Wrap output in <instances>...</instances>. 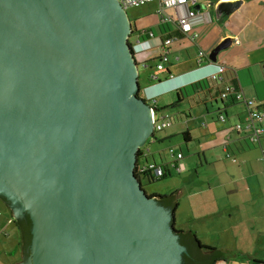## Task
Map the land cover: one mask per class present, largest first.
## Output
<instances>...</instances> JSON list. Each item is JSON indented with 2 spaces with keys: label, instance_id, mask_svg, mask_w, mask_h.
Masks as SVG:
<instances>
[{
  "label": "water",
  "instance_id": "1",
  "mask_svg": "<svg viewBox=\"0 0 264 264\" xmlns=\"http://www.w3.org/2000/svg\"><path fill=\"white\" fill-rule=\"evenodd\" d=\"M131 31L118 0H0V196L32 221L22 264H180L187 253L173 212L134 173L155 109L138 97Z\"/></svg>",
  "mask_w": 264,
  "mask_h": 264
},
{
  "label": "crops",
  "instance_id": "2",
  "mask_svg": "<svg viewBox=\"0 0 264 264\" xmlns=\"http://www.w3.org/2000/svg\"><path fill=\"white\" fill-rule=\"evenodd\" d=\"M223 2L239 4L232 12L219 14L218 7ZM160 5L158 1H152L139 7H131L136 11L130 18L134 33L131 34L133 40L131 41L130 36L129 41L135 50L138 66L142 65L144 69H150L147 83L140 85L144 89L142 95L152 97L155 93L173 92L179 86L210 76L219 66L225 68L221 74L222 79H218L209 92L198 95L199 97L194 99L196 102L190 103L191 111L185 116L186 119L197 120L192 109L197 105L203 106L207 113L215 111L217 120L212 124V121L206 117L208 114L203 115L199 135L190 132V125L185 122L187 137L190 140L198 136L201 138L200 154L198 153L197 156L199 165L217 169L207 177L209 182L206 189L212 190L210 203L214 202L218 208L223 206V209L204 214L202 218L209 221L212 231L225 234V244L218 247L220 244H207L199 240L226 253L244 255H247L246 251H250V244H253L256 250L248 256L264 261V159L261 152L264 135L260 139V144L250 142L248 136L251 129L234 128L237 123L245 126L248 116L245 102L240 100L233 105L228 103L224 106L217 95L227 85H234L246 98L253 99L255 104L264 110V0H198L197 4L192 6L195 15L189 19L192 26L190 35H194V39L181 34L176 24L177 18L185 16L191 6L184 4L177 7H163L164 14L172 18L165 21ZM144 31L148 34L140 37L139 33ZM167 31L172 33V41L168 46V60L163 63V69L159 70L157 63L160 62L159 58L163 52L162 36H167ZM199 51L204 53L200 64L197 63ZM151 67H155V70ZM236 106L238 108H234ZM220 114L224 116L223 120L219 118ZM166 117L172 122L170 116ZM261 124L264 127V119ZM182 155L184 156L183 153ZM181 159L177 161L173 159L172 163L170 161L174 170H176L175 165H182L183 169L186 167ZM153 160L156 161L154 157ZM160 163L169 174L168 165L161 157ZM218 189H223L226 197L225 193L216 194ZM174 191L179 197L181 191ZM197 193L198 196L203 194V187ZM3 204L9 210L10 215L6 221L11 225L13 213L8 203L3 202ZM180 204L178 198L174 217ZM227 206L229 207L225 209ZM224 222L228 224L224 226ZM176 229L180 228L176 227ZM198 229L192 231L199 238ZM235 230H239L241 234L238 235ZM0 232L9 241L11 252H14V258L8 263L22 264L24 260L21 257L22 251L17 246V231L5 227ZM237 245L242 248L239 252ZM214 264H249V262L245 259H223Z\"/></svg>",
  "mask_w": 264,
  "mask_h": 264
},
{
  "label": "rangeland",
  "instance_id": "3",
  "mask_svg": "<svg viewBox=\"0 0 264 264\" xmlns=\"http://www.w3.org/2000/svg\"><path fill=\"white\" fill-rule=\"evenodd\" d=\"M129 18L133 16V13L136 9L128 8L127 10ZM131 41L133 40L132 36L130 37ZM152 70H155V67H151ZM139 71V79L138 82L140 85H144L147 83L148 72L150 69H144L142 65L138 66ZM155 93L151 98L148 99L149 105H153L155 107V117L159 120L164 116H170L172 119L171 125L165 126L161 130H157L153 133V135L149 136L144 145L142 146L143 150L146 151L149 160H152V157L156 160L157 164L160 163V157L164 163H167L169 174L167 173L165 177L160 179H154L148 181L147 177L142 176V184L145 188L146 193L148 194H169L174 190H179V199L181 202V206L179 210H177L175 214V226L177 228H182L183 230H193L198 229L200 239L202 242H206L207 244H225L224 237L225 234H220L223 232H215L210 228V223L206 219L202 217L204 214L219 211L221 208H218L217 205L210 203L211 191L207 190V184L210 173H215L214 168L211 166H200L198 163V153L199 152V140L201 138L198 136L197 138L191 139L188 142L184 141L183 134L185 132V122L190 125L189 131L194 135H199L201 131V117L206 115L209 118V121H217L215 111H205L203 106H194L193 114L195 115L197 120L194 119H186V114H188L191 109L189 108L191 101H184L178 105L175 104V92H166V93ZM193 105V104H192ZM201 107V108H200ZM208 108L210 105L208 104ZM234 108H238L237 106ZM190 109V110H189ZM238 110V109H237ZM212 119V120H211ZM167 123V118L164 119ZM170 149L174 150V155L171 154ZM181 152L184 154L181 159L186 164L185 168L180 172L174 170L171 167L172 160L176 158L177 152ZM147 158L140 157L139 162L144 163ZM165 160L167 162H165ZM171 161V163H170ZM204 165V164H203ZM166 167V166H165ZM185 170V171H184ZM220 175V173H219ZM222 176L220 177V179ZM222 181V180H221ZM203 187V194L198 196L200 188ZM223 191V192H222ZM225 193L223 189H218L216 194L222 195ZM226 197V193H225ZM229 206L225 207L228 208ZM243 210V209H242ZM227 212V210H226ZM10 215L9 210L3 204V201L0 199V231L5 227L8 229H15L14 224L8 225L6 218ZM202 218V219H201ZM227 222H224L223 225H227ZM196 226V227H195ZM199 226V227H198ZM175 227V228H176ZM218 230V229H217ZM17 231V230H16ZM252 232V231H251ZM1 233V232H0ZM235 233L238 235L241 234L239 230H235ZM4 234H0V264H9L14 258L13 253L11 252L12 247L9 245V241L4 238ZM218 241L216 242V239ZM239 238V237H238ZM201 242V243H202ZM204 244V243H202ZM238 246V245H237ZM250 251L247 252V256L252 254L256 247H253V244H250ZM239 247V246H238ZM219 249V248H218ZM242 248L239 247V251ZM225 252V251H224ZM251 252V253H250ZM12 253V254H11ZM228 255H235L238 253L227 252ZM246 255V254H245ZM231 258V257H227ZM11 263V262H10Z\"/></svg>",
  "mask_w": 264,
  "mask_h": 264
},
{
  "label": "trees",
  "instance_id": "4",
  "mask_svg": "<svg viewBox=\"0 0 264 264\" xmlns=\"http://www.w3.org/2000/svg\"><path fill=\"white\" fill-rule=\"evenodd\" d=\"M179 30V28H178ZM180 31V30H179ZM132 34L134 33V27L132 26ZM146 33V34H144ZM144 33H139L140 37H144V35H147L148 33L144 31ZM168 37L167 36H162V42H164L165 39L167 38H172L171 34L169 31H167ZM181 33V32H180ZM142 34V35H141ZM182 34V33H181ZM129 42L131 51L135 53V50L132 46V44ZM225 71V70H224ZM151 79V78H150ZM218 79H214L211 76L193 81L191 83H188L186 85H182L177 87L174 92H175V104L178 105L181 102L184 101H194V99L200 95L204 94L210 91V89L214 86L215 82ZM140 86V83H139ZM227 86H230L227 85ZM235 91H238L237 87L234 86ZM225 89V88H224ZM224 89L220 90L218 92L219 98L223 101L224 106L226 104L233 105L235 102H238L239 100L235 97V93L228 92V95L226 98L222 99L221 94L223 93ZM139 90H144L141 88ZM141 91V92H142ZM143 99L148 103V99L151 97H148L146 95H142ZM199 97V96H198ZM149 104V103H148ZM155 109L153 105H150ZM156 130L153 131V133ZM188 132H184L183 138L185 142H188L190 139L187 137ZM143 148L140 147L137 152H136V157L137 160H139L140 157L143 156ZM148 158V156L146 157ZM153 160V157H152ZM154 161V160H153ZM137 163V161H136ZM143 175L139 174L137 171L135 172V175L138 177V179L142 182V176L147 177L145 173H142ZM147 177L148 181L154 180V179H160L165 177ZM151 196H155L160 200V203L164 205L167 208H170L173 214L175 213L177 207H178V197H177V192L173 191L169 194H150ZM0 199L5 202L6 204L8 201L6 200L5 197L0 196ZM12 224H14L17 233H18V241H17V246L20 248L22 251L24 257L29 256V249H30V244H31V239H32V232H31V227H32V221L28 213H25L24 217L22 219H11ZM173 225L175 227V224L173 222ZM178 234H180L179 237V242L184 245L187 249V253L183 254V260L185 264H214L218 260H231V259H245L249 262V264H263L264 261H261L259 259H255L252 257H249L244 254H235L231 258H227L226 254L224 251L221 249H218L213 246L205 245L202 244L201 241L198 239L196 234L192 230H183V229H175Z\"/></svg>",
  "mask_w": 264,
  "mask_h": 264
},
{
  "label": "built area",
  "instance_id": "5",
  "mask_svg": "<svg viewBox=\"0 0 264 264\" xmlns=\"http://www.w3.org/2000/svg\"><path fill=\"white\" fill-rule=\"evenodd\" d=\"M119 3L122 5L124 9H128L131 7H139L142 5H145L147 3H150L152 1H158L160 5V11L163 12V7H177L178 5H184L188 4L189 7L188 13L185 16L178 17L177 18V27L179 28L180 32L183 35H188L191 37V39H194V35H190L191 31V24L189 19L195 15V10L192 8V6L196 5L198 0H118ZM163 19L165 21H169L172 18L163 12ZM172 38H167L164 40L163 43V52L160 55V62L157 63V67L159 70L163 69V63L168 60V46L171 43ZM204 53L202 51H199L197 54V63L200 64L202 62V57ZM225 68L222 66H219L217 71L215 73H212L210 76L214 79H222V73L224 72ZM228 92L235 93V97L240 101H244L247 109H248V116L246 119L245 126H242L240 123H237L234 128L237 130H243L244 127L247 129H251V133L249 134L248 138L250 142L252 143H259L260 139L264 135V127L262 126L261 122L264 119V110H262L258 105L255 104L253 99L246 98L243 93L238 90L235 91L233 86H226L223 93L221 94V98L224 99L228 95ZM167 118V117H166ZM220 119H224V116L222 114L219 115ZM165 118H161V120L157 119L155 117V111H152V120H153V131L154 130H161L165 126L171 125V120L167 118V123L164 121ZM144 158L147 157L146 151H142ZM170 152L172 155H174V150L170 149ZM261 152H262V158L264 159V146H261ZM183 157L182 152L179 151L176 154V158H174L175 161L181 159ZM182 165H175L176 171L180 172L183 168ZM136 171L143 175L142 173H145L147 177H161L167 174L166 169L160 164H157L153 160H149L148 158L145 160L144 163H140L139 160H137V163L135 165Z\"/></svg>",
  "mask_w": 264,
  "mask_h": 264
},
{
  "label": "flooded vegetation",
  "instance_id": "6",
  "mask_svg": "<svg viewBox=\"0 0 264 264\" xmlns=\"http://www.w3.org/2000/svg\"><path fill=\"white\" fill-rule=\"evenodd\" d=\"M125 10H127V9H125ZM131 34H132V32H131ZM131 36V35H130ZM128 41H129V38H128ZM142 90H139V92H138V97H140V98H142L143 96H142V92H141ZM143 99V98H142ZM136 165V164H135ZM136 172V169H135V167H134V173ZM136 176V175H135ZM137 177V176H136ZM138 178V177H137ZM141 182V181H140ZM141 186H142V188L144 189V191H145V188H144V186H143V184H142V182H141ZM145 193H146V191H145ZM148 196H151L150 194H148V193H146ZM156 202L160 205V206H162V207H164V205H162L161 203H160V200L156 197ZM166 208V207H165ZM24 215H25V213H23V215L19 218V219H22L23 217H24ZM176 229V228H175ZM178 236L180 237V234H178ZM179 237H178V241H179ZM29 254H30V249H29ZM28 254V255H29ZM22 259L23 260H26L27 259V257H24V255H23V253H22ZM180 264H185L184 263V260H183V254H182V257H181V262H180Z\"/></svg>",
  "mask_w": 264,
  "mask_h": 264
},
{
  "label": "clouds",
  "instance_id": "7",
  "mask_svg": "<svg viewBox=\"0 0 264 264\" xmlns=\"http://www.w3.org/2000/svg\"><path fill=\"white\" fill-rule=\"evenodd\" d=\"M144 93H145V91H144Z\"/></svg>",
  "mask_w": 264,
  "mask_h": 264
}]
</instances>
